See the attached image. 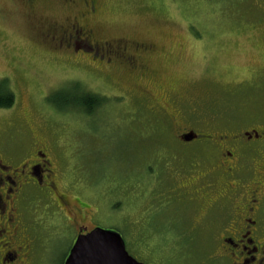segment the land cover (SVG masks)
<instances>
[{
	"label": "rangeland",
	"instance_id": "374dc122",
	"mask_svg": "<svg viewBox=\"0 0 264 264\" xmlns=\"http://www.w3.org/2000/svg\"><path fill=\"white\" fill-rule=\"evenodd\" d=\"M257 1L109 0L97 17L100 35L140 36L164 47L149 63L154 75L140 81L120 71L117 87L43 40L42 31L61 22L64 11L0 0V85L16 97L13 106L0 108V149L19 158L32 152L33 135L44 139L74 207L80 198L98 211L87 209L81 223L118 231L129 254L145 264H200L207 257L194 250L205 240L179 235L205 209L195 212L157 182L171 166L189 165L188 152L168 116L146 107L141 87L181 129L186 99L196 97L205 115L222 116L226 130L241 126L232 120L264 121V13ZM60 91L69 98L59 102L62 108L49 100ZM93 92L101 102L92 112L68 104ZM175 96L185 101L183 109L172 103ZM44 239L41 263L64 264L74 229L64 224Z\"/></svg>",
	"mask_w": 264,
	"mask_h": 264
},
{
	"label": "flooded vegetation",
	"instance_id": "af4514ba",
	"mask_svg": "<svg viewBox=\"0 0 264 264\" xmlns=\"http://www.w3.org/2000/svg\"><path fill=\"white\" fill-rule=\"evenodd\" d=\"M25 1L50 4L66 13L61 22H53L51 28L42 31L43 40L54 50L70 54L75 64L87 65L92 75L108 77L115 86L119 83L113 79L120 71L134 74L140 81L154 75L149 63L161 58L160 48H164L155 40L100 35L97 17L109 0ZM257 4L264 13V0ZM141 88L143 99L149 102L146 107L168 116L165 122L177 130L175 137L190 159L187 166L165 170L160 179L157 177L158 184L177 199L192 203L195 212L205 209L199 219L203 222H196L179 237L205 240L200 249L194 250L195 254L207 257L200 264H264V121L232 120L241 126L226 130L219 113L207 116L198 108L197 97L185 102L175 96V107L180 105L183 109L184 102L188 106L181 111L185 116L181 129L152 92ZM88 97V107L81 108L92 112L101 98L97 92ZM32 140V152L19 158L13 149H0V264H42L45 232L56 231L64 224L74 229L69 256L78 236L101 227L96 223L90 228L80 222L87 209L95 208L80 198V204L74 207L65 190L67 185H63L65 175L60 163L51 157L44 139L33 135ZM15 157L18 159L13 163L11 158ZM139 220L138 225L143 226L144 216Z\"/></svg>",
	"mask_w": 264,
	"mask_h": 264
},
{
	"label": "water",
	"instance_id": "95a60500",
	"mask_svg": "<svg viewBox=\"0 0 264 264\" xmlns=\"http://www.w3.org/2000/svg\"><path fill=\"white\" fill-rule=\"evenodd\" d=\"M65 264L145 263L129 254L125 240L118 231L98 227L78 236Z\"/></svg>",
	"mask_w": 264,
	"mask_h": 264
},
{
	"label": "trees",
	"instance_id": "16d2710c",
	"mask_svg": "<svg viewBox=\"0 0 264 264\" xmlns=\"http://www.w3.org/2000/svg\"><path fill=\"white\" fill-rule=\"evenodd\" d=\"M66 98L67 95L64 92L60 91L58 93L53 94L49 100L54 103V105L61 106V103L59 102ZM68 99H66V101ZM89 99L90 98L88 96H80L78 100L76 99V102L79 103L78 105L80 106L88 107L90 103ZM15 101L16 97L14 92L10 90L8 86L0 85V108H9L14 105ZM68 104H73V102L71 101Z\"/></svg>",
	"mask_w": 264,
	"mask_h": 264
}]
</instances>
